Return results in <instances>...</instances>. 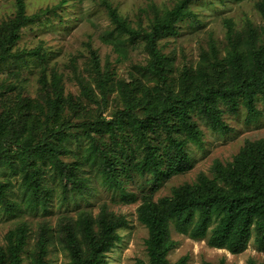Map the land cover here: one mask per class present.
<instances>
[{
	"label": "trees",
	"instance_id": "trees-1",
	"mask_svg": "<svg viewBox=\"0 0 264 264\" xmlns=\"http://www.w3.org/2000/svg\"><path fill=\"white\" fill-rule=\"evenodd\" d=\"M194 2L176 0L163 9L151 4L145 12L147 25L138 22L136 28L116 7L103 2L112 23L103 39L121 54H126L125 42L142 44L147 54L145 63L132 65L129 78L115 80L108 70L102 71L97 50L91 49L96 87L103 97L116 90L120 101L109 117L89 114L74 122L62 115V110L82 111V98L93 100L91 84L80 76V96H66L60 75L51 71L48 77L43 68L37 78L40 101L33 103L21 95L25 89L20 82H0V169L18 174L24 207H47L53 193L48 176L61 184L64 199L89 192L83 172L92 166L99 182L119 200L139 196L136 218L147 229V258H138L135 264H186V256L168 259L175 244L172 227L193 238L207 237L209 245L232 254L242 252L252 235L264 249V138L246 139L230 160L215 159L210 175L199 172L194 181L154 199L157 186L191 168L190 145L204 146L200 121L212 132L228 134L233 129L225 114L235 115L244 107L247 122L264 115V38L250 21L236 28L232 18H223L224 54L209 35L208 47L200 49L194 66H176L174 53H164L158 46L161 39L178 33L179 24L200 23L191 8ZM255 5L264 18V0ZM34 16L26 13L25 0H15L12 15L0 20V66L45 58L39 47L15 49L21 29ZM13 94L15 103L7 106ZM29 106H35L40 117L29 120ZM71 144L81 147L80 157ZM9 185V180L0 179V207L15 214L22 203L8 197ZM127 223L123 214L102 204L94 216L83 210L75 218L62 215L54 234L42 223L29 249V226L20 221L4 235L0 264H23L24 253L30 264H50L54 238L69 264H107L106 253L120 240L118 229ZM248 264L257 263L249 259Z\"/></svg>",
	"mask_w": 264,
	"mask_h": 264
},
{
	"label": "rangeland",
	"instance_id": "rangeland-1",
	"mask_svg": "<svg viewBox=\"0 0 264 264\" xmlns=\"http://www.w3.org/2000/svg\"><path fill=\"white\" fill-rule=\"evenodd\" d=\"M258 0H195L191 8L198 14L200 23L190 25L179 24L178 33L163 38L158 46L164 53L175 55V65L188 64L194 66L199 57L201 48L208 47L209 35L213 37L220 50L224 54V38L226 26L223 18H232L236 28L244 27L247 21L262 30L264 38V18L258 11L255 3ZM103 2H109L116 7L118 12L133 27L141 22L147 25L149 5L154 4L159 9L171 7L176 0H25L26 13L36 15L32 22L21 29V37L15 44L19 51L31 50L39 47L46 53L44 59L31 58L29 62L22 60L9 61L0 66V82H20L24 91L22 96H28L30 102L40 101L39 84L37 78L43 68L50 77V72L55 71L61 77L64 95L80 96V87L77 76L85 78L94 91L93 100H85L82 111H65L62 115L70 117L71 121L99 114L98 117H109L116 107L117 91L109 90L103 97L96 87L93 71L91 70V49L97 50L102 71L108 70L114 79L129 78L132 65L145 63L147 54L142 44L125 42L126 54L114 51L112 45L103 39L106 30L112 23L107 14ZM15 10V0H0V20L12 15ZM89 44V45H88ZM90 46V47H89ZM90 49V50H89ZM134 76L136 74L134 73ZM13 94L7 106L14 104ZM30 120L32 117H40L38 111L29 106ZM90 114V115H89ZM96 117V116H94ZM55 120L54 118L51 121ZM225 120L232 127V132L219 134L212 132L200 121L204 132V146L198 148L190 145L192 166L186 172L175 174L163 181L154 192V199L170 194L171 188L183 182H192L199 172L210 175V167L215 159L230 160L238 152L246 139L264 138V115L258 120L246 121V110L240 107L235 115L225 114ZM81 144V143H80ZM83 145V143L81 144ZM73 153L80 157L81 147L70 145ZM73 156L69 155L67 159ZM89 180L90 191L83 195L72 196L68 194L64 199L60 192L61 184L56 179L48 176L49 187L53 193L46 208L38 207L29 209L24 207V198L19 188V176L9 169H0V179H7L10 185L6 188L9 198L21 201V206L15 214H10L0 207V246L4 245V235L20 221H26L30 230L28 248L32 246L39 227L47 223L56 233L57 223L62 215L77 217L81 210L96 215L99 207L106 204L108 209L123 214L127 224L118 229L120 240L106 253L107 264H135L136 259L146 260L144 240L147 237V229L136 218V208L139 204V196L134 200H119L118 195L100 183L92 166L83 172ZM51 175V173H50ZM130 190H137L132 187ZM171 238L175 241L173 248L168 252V259L176 261L181 256H186V264H204L205 262L223 264H248L252 259L257 264H264V249L258 248L251 236L246 248L237 254L230 253L225 248H217L207 243V237L193 238L188 233H180L173 227L170 228ZM51 252L48 257L50 264H69V258L65 250L56 238L53 240ZM23 264H30L28 253H24Z\"/></svg>",
	"mask_w": 264,
	"mask_h": 264
}]
</instances>
